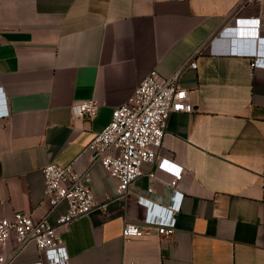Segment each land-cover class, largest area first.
I'll return each mask as SVG.
<instances>
[{
	"label": "crops",
	"instance_id": "1",
	"mask_svg": "<svg viewBox=\"0 0 264 264\" xmlns=\"http://www.w3.org/2000/svg\"><path fill=\"white\" fill-rule=\"evenodd\" d=\"M239 1L0 0V218L47 215L44 166L73 161L152 69L169 77L194 56L180 78L193 111L169 116L160 149L185 167L179 186L163 173L153 182L156 165L144 164L118 199L94 164L91 188L106 206L62 228L68 263L264 264V55H231L232 31L219 34L236 18H260L258 36L235 38L264 48V2ZM94 97L98 114L74 119L72 104ZM89 165L86 155L76 164ZM126 221L176 233L125 240ZM41 259L30 243L13 264Z\"/></svg>",
	"mask_w": 264,
	"mask_h": 264
},
{
	"label": "built area",
	"instance_id": "2",
	"mask_svg": "<svg viewBox=\"0 0 264 264\" xmlns=\"http://www.w3.org/2000/svg\"><path fill=\"white\" fill-rule=\"evenodd\" d=\"M249 2L262 3L264 0H240V4ZM251 25V26H250ZM260 18H236L233 26H225L219 31H232L234 37L230 41L229 53L235 56H251L259 58L264 51L258 48L257 42L238 43L235 36L238 30L249 29L251 36H258ZM218 34V35H219ZM261 46V45H260ZM194 56L173 75L163 77L156 69H152L137 85L129 98L112 113V120L105 128L95 134L82 152L69 164L51 163L42 169L45 180V197L51 209L42 218H34L31 213L17 211L12 216L0 218V264H13L15 256L30 243H35L42 254V259L29 264H69L68 252L62 238V228L67 227L75 219L91 213L99 206L91 188L94 164L101 163L116 183L118 199H125L132 184L144 174V164L156 165V170L148 173L155 182L159 173L169 176L166 184L177 188L183 179L185 167L160 154L166 134L169 116L174 112L191 113L193 105L189 92L183 88L180 78L187 67L196 68ZM97 98L76 101L71 106L74 119H92L99 111ZM84 155L89 157L90 165L85 170H78L76 164ZM154 191L153 186L149 192ZM111 196L107 195L106 200ZM67 205L65 213L56 222L49 218L50 214L61 204ZM176 214V212H174ZM156 234L162 239H172L176 228L139 224L126 221L123 227V238ZM11 238L15 247L6 253Z\"/></svg>",
	"mask_w": 264,
	"mask_h": 264
},
{
	"label": "water",
	"instance_id": "3",
	"mask_svg": "<svg viewBox=\"0 0 264 264\" xmlns=\"http://www.w3.org/2000/svg\"><path fill=\"white\" fill-rule=\"evenodd\" d=\"M238 36H251V35H249L250 34V31H249V29H245V28H242V29H239L238 30ZM254 36V35H253ZM237 40V42L238 43H249L250 45H252L254 42H255V39H252V38H247V39H245V38H236ZM257 41V40H256ZM258 48H259V46H258ZM260 48H261V50L262 51H264V48H262V46H260Z\"/></svg>",
	"mask_w": 264,
	"mask_h": 264
}]
</instances>
